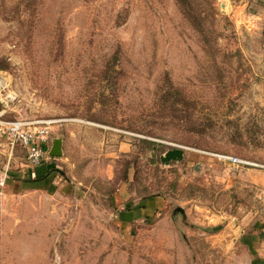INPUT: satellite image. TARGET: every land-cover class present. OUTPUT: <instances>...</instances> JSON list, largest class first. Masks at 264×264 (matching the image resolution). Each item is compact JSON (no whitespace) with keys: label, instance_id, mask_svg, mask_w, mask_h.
<instances>
[{"label":"rangeland","instance_id":"rangeland-1","mask_svg":"<svg viewBox=\"0 0 264 264\" xmlns=\"http://www.w3.org/2000/svg\"><path fill=\"white\" fill-rule=\"evenodd\" d=\"M0 71L4 115L50 119L63 146L23 189L25 151L0 136V264H252L226 181L253 169L252 199L264 168L213 153L264 164V0H0ZM119 183L170 206L125 232Z\"/></svg>","mask_w":264,"mask_h":264},{"label":"crops","instance_id":"crops-1","mask_svg":"<svg viewBox=\"0 0 264 264\" xmlns=\"http://www.w3.org/2000/svg\"><path fill=\"white\" fill-rule=\"evenodd\" d=\"M50 142H47L46 153H49L52 141L54 138L61 140V154L63 153L62 138L60 136H50ZM60 154V155H61ZM49 155H51L49 153ZM57 156V155H53ZM48 157L45 155L43 161L37 165H27L29 168L28 179L22 180L16 177L13 181H10V185L20 186L23 189H32L33 186L38 184L39 186L47 185L48 178L51 177L52 172L46 171L49 166L47 161L44 159ZM27 164V163H25ZM246 173L239 175L231 174L227 177V186L232 191L234 189L236 196L230 205V211L228 217H225L227 223L232 222L238 232L252 235L253 241L256 240V244L253 245V252L255 256L252 257V264H264V178L256 179L257 183L261 185L260 191L256 193L258 197H252L249 199L248 188L253 186L254 172L253 169L246 170ZM31 174V175H29ZM39 175L35 177V175ZM260 173L256 172V175ZM237 176V177H236ZM261 176V175H259ZM21 181V182H20ZM245 186V192L243 190ZM259 189V188H258ZM109 202L112 205L111 215L113 220L122 228L123 231L133 229V226L137 223L146 221L147 219L155 216L160 210H165L170 206V199L163 195L148 194L144 196L134 197L126 192L124 183H119L117 188L109 197ZM180 215L181 219H185V212L180 206H174L171 211V216L174 218Z\"/></svg>","mask_w":264,"mask_h":264},{"label":"built area","instance_id":"built-area-1","mask_svg":"<svg viewBox=\"0 0 264 264\" xmlns=\"http://www.w3.org/2000/svg\"><path fill=\"white\" fill-rule=\"evenodd\" d=\"M5 87L6 85L0 84V136L5 139L9 152L19 145L25 151L27 162L30 165L40 164L46 154L51 120L6 117L4 113L10 99L8 98L9 91H5ZM213 154L233 165H255L264 168L263 163L243 158L237 154L216 152ZM6 177L7 169L5 168L0 175L1 185L4 184Z\"/></svg>","mask_w":264,"mask_h":264},{"label":"water","instance_id":"water-1","mask_svg":"<svg viewBox=\"0 0 264 264\" xmlns=\"http://www.w3.org/2000/svg\"><path fill=\"white\" fill-rule=\"evenodd\" d=\"M13 97L14 95L12 93L8 94L9 99H12ZM49 153L51 155L61 154V140L59 138L53 139ZM183 155H184V149L182 146H173V147H169L165 149L164 152L159 155V159L163 163H168L171 160H181L183 158ZM16 178L22 179V180L28 179V178H23V177H16Z\"/></svg>","mask_w":264,"mask_h":264},{"label":"trees","instance_id":"trees-1","mask_svg":"<svg viewBox=\"0 0 264 264\" xmlns=\"http://www.w3.org/2000/svg\"><path fill=\"white\" fill-rule=\"evenodd\" d=\"M7 177H8V176H7ZM7 177H6V179H7ZM6 179H5V180H6Z\"/></svg>","mask_w":264,"mask_h":264}]
</instances>
